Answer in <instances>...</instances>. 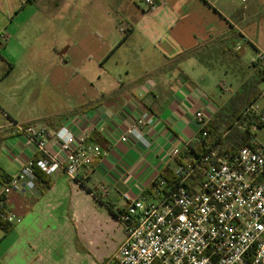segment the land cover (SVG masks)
<instances>
[{
	"label": "crops",
	"instance_id": "1",
	"mask_svg": "<svg viewBox=\"0 0 264 264\" xmlns=\"http://www.w3.org/2000/svg\"><path fill=\"white\" fill-rule=\"evenodd\" d=\"M78 1L0 0V34L9 36L0 46V197L6 180L39 155L12 123L51 131L67 124L107 151L76 180L58 171L47 191L7 197L20 221L0 225V264H102L114 255L125 239V194L142 196L168 166L174 171L169 154L193 140L195 113L218 104L207 91L214 70L175 59L223 37L232 48L248 39L246 61L264 53L259 0H162L153 14L144 0H108L117 3L104 10H80ZM145 111L157 119L144 130L150 146L120 142Z\"/></svg>",
	"mask_w": 264,
	"mask_h": 264
},
{
	"label": "built area",
	"instance_id": "2",
	"mask_svg": "<svg viewBox=\"0 0 264 264\" xmlns=\"http://www.w3.org/2000/svg\"><path fill=\"white\" fill-rule=\"evenodd\" d=\"M144 2L150 14L162 5V0ZM120 31L126 35L129 28L123 26ZM8 39L2 32L0 46ZM243 40L249 43L247 38ZM243 45L238 44L235 50H241ZM252 63L264 66V53L257 52ZM219 88L223 95L232 93L227 83L221 82ZM217 109L218 106L212 113H195L196 135L183 148L172 150L169 159L183 156L191 143L203 148L201 155L190 153L184 164H177L171 179L159 176L151 198L125 194L127 207L119 216L125 239L102 264H264L263 106L257 101L245 112L257 116L258 123L251 127L250 145L232 154L221 152L222 138L211 141L208 125ZM156 120L155 114L143 112L119 141L135 138L149 147L144 130L152 128ZM12 127L14 134L24 135L26 143L35 147L36 154L44 156L40 168L48 175L64 171L69 179L76 180L82 169L91 168L97 158L107 154L87 133L77 135L67 124L55 131L43 124L12 123ZM35 159L27 160L19 173L4 184L0 221L12 226L20 221L7 205L9 195L17 191L39 192Z\"/></svg>",
	"mask_w": 264,
	"mask_h": 264
},
{
	"label": "trees",
	"instance_id": "3",
	"mask_svg": "<svg viewBox=\"0 0 264 264\" xmlns=\"http://www.w3.org/2000/svg\"><path fill=\"white\" fill-rule=\"evenodd\" d=\"M130 31L126 35L129 34ZM249 44V43H247ZM246 45V44H245ZM243 45L241 50L236 51L227 44L226 39L219 38L213 41L199 42V44L188 51L180 54L174 63H180L189 58H196L198 62L204 67L210 70H216L222 68L225 65L229 68L231 65L233 69L235 67H241L246 64V46ZM219 61V66L216 64ZM246 71L243 75V80L240 87L234 91L227 99L223 97L218 100V109L213 115L211 122L208 125V130L211 134V141H220L222 153H235L243 147L249 146L252 140V125L258 123L257 116L245 115V112L254 103L260 100L263 93L262 85L264 82V66L259 67L255 63L245 66ZM228 73L229 70L225 69ZM262 112L264 113V107ZM53 119H49L51 123ZM246 126L247 129L243 130L242 127ZM224 136V138H223ZM210 141V142H211ZM203 148L196 144H189L188 149L183 152V156L177 159V164H184L185 158L190 153L195 155H201ZM44 156L39 154L35 159V173L38 177L39 188L45 192L53 186V179L51 175L42 172L40 168V162ZM100 158L94 161V164L98 162ZM162 176L171 179L174 176V171L168 166L163 172ZM8 180H6L7 182ZM5 182V183H6ZM155 184L144 192L146 199H149L153 195ZM0 225H6L10 230L12 225L0 221Z\"/></svg>",
	"mask_w": 264,
	"mask_h": 264
},
{
	"label": "rangeland",
	"instance_id": "4",
	"mask_svg": "<svg viewBox=\"0 0 264 264\" xmlns=\"http://www.w3.org/2000/svg\"><path fill=\"white\" fill-rule=\"evenodd\" d=\"M236 1H237V4L239 6H244V4H245L242 0H236ZM253 1L254 0H249V2H247V3H251ZM262 1L263 0H259V6H260V8H262L264 10V5L262 4ZM116 3H117V1H108V0H103V1L102 0H79L77 3V8L80 10H86L88 7L91 6V7H96V8H99L101 10L102 9L104 10L105 9L104 6H107V5L111 6V5L116 4ZM143 40H144L143 37H141L139 39V41H143ZM133 43H134V41L131 40V45L129 43L128 47L131 48L133 46ZM246 48H247V46H246ZM251 55H252L251 50L246 49V56L250 57ZM193 63H194V61L191 59L188 62H185L183 67L185 69H189L190 68L189 66H191V64H193ZM216 64L219 66L220 65L219 61H217ZM249 64H252V59H250V60L248 59L246 61V64H243L241 67H235L233 69L232 65L229 68H226L225 65H222L223 66L222 68H218V69L214 70L213 72H210V74H211V80L209 82L210 87L207 89V91H209V93L213 94L215 96V98H217V100H220L221 97H223L224 99H227L234 91H236L240 87V84L243 80L244 72L246 71L245 66H248ZM225 69H228L229 72L227 73L225 71ZM221 81L228 84V86L232 90V93L223 95V93L220 91V88L218 87V84ZM262 90H264L263 85H262ZM263 103H264V100H261L260 104H263Z\"/></svg>",
	"mask_w": 264,
	"mask_h": 264
}]
</instances>
